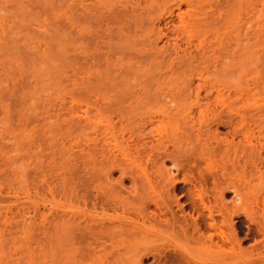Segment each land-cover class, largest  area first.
I'll return each instance as SVG.
<instances>
[{"label": "rangeland", "instance_id": "374dc122", "mask_svg": "<svg viewBox=\"0 0 264 264\" xmlns=\"http://www.w3.org/2000/svg\"><path fill=\"white\" fill-rule=\"evenodd\" d=\"M183 1L0 0V264H106L87 257V223L92 218L95 224L125 223L130 207L125 213L104 204V213L100 202L105 194L141 204V197L149 199L165 189L155 176L120 178L122 166L132 171L136 165L154 169L163 164L178 179L190 171L197 175L209 165L234 166L233 179L226 175L223 180L239 189L236 203L241 212L235 220L244 221L246 232L242 211L260 203L264 172H254L250 179L242 173L239 165L258 152L232 130L240 125V115L245 116L250 139L259 142L264 156V117L250 118L254 108L264 113V70L255 85L245 41L230 37L242 17L235 15L238 11L226 14L237 17L236 23L226 16L233 26H228L229 20L223 26L215 16L223 5L210 0L215 7L206 8L211 10L206 14L209 27L205 23L203 29L193 20L203 17L201 11L208 12L204 4L197 0L200 10L196 0L191 6ZM214 16L221 24L212 20ZM181 19L187 23L181 24ZM225 36L244 42V56L236 45L231 44L229 54L219 48L229 38ZM200 41L214 49L203 56H208L206 66L198 55ZM233 46L238 53L232 55ZM190 52L196 57L187 58ZM252 67L258 71L259 66ZM170 70L172 77L156 80ZM183 82L190 85L187 91L180 89ZM191 127L190 136L186 130ZM165 151L177 157L178 171ZM256 163L264 169V159ZM109 166L108 177L87 176L88 169ZM22 177L28 192L18 182ZM207 185L212 186L211 179ZM176 187H182L178 194L185 192L182 182ZM232 196L226 193L227 200ZM137 207H131L135 210L128 213L126 224L141 223L134 214ZM165 232L155 233L163 236L164 246L187 244ZM252 242L247 239L243 250L227 255L211 250L213 256L204 254L198 243L193 248L202 258L208 256L201 259L204 264H261L251 256ZM141 245H119L120 264L137 263ZM156 257L149 255L143 263H167Z\"/></svg>", "mask_w": 264, "mask_h": 264}, {"label": "bare ground", "instance_id": "6f19581e", "mask_svg": "<svg viewBox=\"0 0 264 264\" xmlns=\"http://www.w3.org/2000/svg\"><path fill=\"white\" fill-rule=\"evenodd\" d=\"M180 1L182 2L183 0H179V2ZM193 1L194 0L192 1L184 0L183 2H187L188 5L191 6L193 4L192 3ZM198 1L196 0V2ZM200 1L202 2V5L204 4L203 6L205 8L202 6L203 10L206 8L212 9L213 7H215L212 6L211 8V5L213 4L223 5V6L219 5L220 6L219 9L220 8L222 9V7H224V9H222V12L220 11L221 9L219 10V12L216 11L217 10L216 9L215 10L216 14L213 12L215 16L217 15L216 16L217 18L219 17L218 19L221 20L222 24L220 21L219 22L223 26L224 25L227 26L226 24H223L224 20L231 19L227 15H230L232 12L234 13L235 10L238 11L235 13L236 16L237 13L239 16L240 15L242 16V17L240 16L241 17L240 21L237 20V23L239 22L240 24L238 23L239 25L236 24L235 25L236 27H234L235 28L234 30H236L234 32H236L237 34L233 32V34H235L233 35L231 32L226 31L228 29H226L225 31L227 34L229 33L232 34V35L230 34L231 36L229 35L231 38L233 37L232 39H234V36L235 39L239 37L238 39L240 40L242 38L243 41H245V43L243 41L240 42V41L232 40L229 36L227 37L225 36V38L229 37L227 41L223 39V41H225V44L224 45L221 44L220 40L222 41V39H219L218 42H220L219 45L221 46L219 45L218 46L219 48H222V51H224L223 48H225V50L228 51L229 48L231 50L232 45H236L235 47L237 48L239 47V51L242 49L241 50V54H242V51L245 53L246 48L244 50L241 43L243 42L244 46L246 44V47H248L247 52L249 51V53L246 52V54H248L246 57L248 58L249 55L251 54L250 58H248L250 62L248 63V60L246 58V63L249 65V68H251L250 70L254 68L252 70L253 75L250 78L251 80L252 77L254 78L253 81H255L254 83L256 85V80L258 78H261L262 71L264 70L263 68L264 65L262 66V64H264V56H263L264 55V0H215V2H212L213 0L212 1L200 0ZM207 1L208 2L210 1V3H207ZM197 4L198 6L200 4L199 7L201 10V3L198 2ZM207 9L205 11H208ZM231 9L233 10L235 9V10L234 11L232 10L231 12ZM224 10L226 11H225V15L223 16L222 14ZM201 12L203 17L200 16L201 19L193 18L194 19L193 24H197L198 26L201 25L203 26V29L206 28V24H207V28H208L209 19L207 20L206 18H208L209 16L208 13L211 12V10L208 11L207 13L204 11ZM206 14H208V16H206ZM214 17L212 18V20L213 21L215 20L217 24L218 19ZM222 17L223 19H221ZM237 17H235L234 19L232 18L231 20H234L233 22H235V20L239 18ZM231 20H229L228 22L225 21V23L227 22L229 26L230 23H233ZM180 23L183 24L187 22L184 19H181ZM216 24L213 22V25L216 26ZM237 25L239 27H237ZM230 26L233 25L230 24ZM206 29L204 32H208L206 31ZM204 34L206 35V33ZM233 41L234 42L236 41L240 45H237L236 42L235 44L231 43ZM200 42L202 43L203 41ZM205 42L207 41H204V43ZM205 44L201 46L200 53L198 52L199 56L201 54V58L204 55H206L208 52L207 50L209 47L207 48V45L209 44L207 43ZM235 47L233 46V48ZM209 49L210 51L214 50L211 47ZM232 50H234L231 51L232 55L234 52H235L234 54L238 53L237 52L238 49L237 51L236 48ZM224 52L227 53L226 51ZM229 53L230 52L228 51V54ZM251 56H253V58ZM194 57H196L195 54H192L191 52L188 53L187 58H194ZM207 57L205 56L206 59ZM251 58L252 60L255 59L256 60L255 62L257 63H255L254 60L252 61ZM202 59H201L202 63L206 66L207 65L206 59H204V57ZM204 61L206 62V64ZM242 62L244 61L243 60L240 61V63ZM205 66L203 68H205ZM252 66H257V67L259 66L258 71L256 67H252ZM260 66L262 67V70ZM172 74H174L172 70L159 73L158 79L156 80L166 78L168 76H171ZM189 88L190 85L184 82L180 87L182 91H187ZM175 109L177 110V108ZM259 111L260 109L254 108L253 111L250 113V118L253 120L262 119L264 117V113L262 112L259 113ZM240 118H241V123L240 125H236L234 127V130H232V135L234 136L240 134L243 138L246 139L250 149L258 152L253 154V156L250 159V162L245 161L242 165H239L242 173L245 176H247L248 179H250V177L254 172H258L260 174L264 172V169L261 170L259 168L258 163H256L257 160L258 161L263 160L264 156L261 155V149L257 147V144L259 142L250 139L249 134L252 132V129L249 125L246 126L244 120L245 116L240 115ZM186 131L189 132L187 133V135L191 136L194 133V128L193 127L188 128ZM186 131L184 132L185 134ZM184 133H182V136H184ZM185 137L188 138L189 136H185ZM209 152L210 153L214 152V149L210 148ZM164 156L171 157V162H172L171 166L175 167L176 171L180 169L179 167H181V164H179V161L175 155H172L170 154V152L165 151ZM135 168L136 170L130 171V169H128L126 166L120 167L119 168L120 178L128 176L134 179L135 177L148 178L155 176L162 180L165 189H163V191L161 190L162 192L159 191L160 192L159 194L155 193L154 195L156 194L158 195L154 197L151 196L149 199L146 198L144 199L141 197V202H142L141 204L140 203L136 204L137 202H134L131 198L125 197L121 199H116L114 197L113 198L108 197L109 195L105 194L103 199L104 201L100 202V207L103 212L106 211L107 209L106 205L104 204H108L109 208H112L113 210L117 208H121L123 209L122 212L125 211V213L127 212L132 213L134 208L131 207L135 206L136 209L138 205L137 210L134 211V214L137 212V216L141 218V223L138 222L139 225L137 226L133 225L135 224V222L134 223L131 222L133 224H129V223L126 224L127 222H129L126 220L130 219V217H127V215L129 216L128 213L126 215L122 213L127 217V218L125 217L126 219L125 223H122L123 221L121 222L119 221V223H117L116 221L117 224L116 223L113 224L114 221H109L110 223L112 222L111 224L107 223L109 225H107L106 223L95 224L94 222L92 223L93 221L92 218V220H90L91 224L90 222L87 223L88 224L87 225V257L89 256L91 260L93 259L99 261L102 260L105 261L104 263L106 264H113V263L120 264L123 262V260L120 258V255H117L120 250L119 245H123L124 249H127L129 246L132 247L133 245L142 244L141 246L143 248H141L142 250L140 252L139 259L137 260V263L134 262V264H144L143 263L144 259L147 258L149 255L154 256V258L157 256L158 260L162 258L164 260L163 263L167 261V263L170 262V264H204L202 263L201 259L204 258L207 259L206 257L208 256H205L204 254L209 250L216 252L222 251L225 255L229 253H235L243 250V244L246 242L247 239H252L253 242L250 243L249 245L250 253L253 254L251 256L252 257L254 256V259L260 260L259 262H261V264H264V194L261 196L262 198L260 203L256 201L255 207H251L247 210L242 211L247 221V224H245L246 232L243 233L241 224L243 225L244 221L238 222L237 220H235V216L241 212L240 209L237 208V205L239 206V204L236 203V201L241 198V194L239 192L238 187L234 184L233 181H231L233 179L232 172L236 171V168L234 166H231V169H229L226 165H221L220 168H216L215 166L209 165L205 170L198 169L197 175H194L192 171L184 173L181 179H178L176 177V173H174L171 170V168H166L164 167L163 164L158 165L157 168L154 169H149L147 165H136ZM111 169L112 166H109L108 168H101L94 171L88 169L87 176L90 177V179L94 178L98 180L99 177L102 176L108 177ZM226 175L231 177L230 181L223 180ZM195 178H198V180H195ZM22 179L20 178V180L18 181L20 182V186L22 187L23 184V187L27 188L28 185L27 182L24 180L25 178L22 177ZM209 179L212 180V186L207 185V181ZM117 181L121 182V179L119 180L117 179ZM178 182H182L183 184H185L184 193H180V194L177 193L179 190L181 191L182 188V187L179 188L176 187V184ZM23 187L21 189L23 191L26 190V192H28L27 189L26 188L24 189ZM261 191H264V186L261 187L259 192ZM227 192L233 193L232 198L229 200L226 199ZM182 196H184L183 201H181ZM98 197L99 194L98 193L95 194V198L98 199ZM96 203L97 202L92 203L94 210L93 212L95 213H97V211H95ZM149 203L153 204V208L149 207ZM127 207H130V210L128 208L129 211L127 210ZM122 214H120L119 216H122ZM254 214H257V216H255ZM217 216H219V218ZM147 222L150 223V227L148 229L145 227V224H147ZM161 228H163V230ZM158 229H160V231L162 232L164 230L166 232H169L168 234L171 237L172 235L173 236L175 235L173 238L176 237L178 240L184 239L183 241H185V243L187 242V244L181 248L176 244H173L169 248L166 247L167 245L164 246L162 244L163 236L159 235L162 238V240L161 238L158 240L159 236H156L155 234L158 231ZM166 232L164 233V235H167ZM153 235L156 236L154 238H157L158 241L157 240L154 241L155 239L153 238ZM81 236L84 237L85 234ZM151 236L153 240H151ZM157 242H161V243H157ZM163 243H165V241ZM202 244L204 245V247L203 246L201 247ZM196 245L197 248L198 247L202 248L201 250L199 249V251H203L202 253H204L203 254L204 258H202L203 256L202 257L200 256L201 254L200 255L198 254L195 248H193V246ZM120 247L122 248V246ZM192 249H194V252ZM208 253L210 255L212 254V256L215 254L213 252L212 253L208 252ZM89 258H87V260L90 261Z\"/></svg>", "mask_w": 264, "mask_h": 264}]
</instances>
